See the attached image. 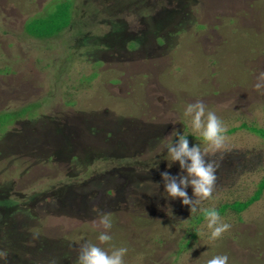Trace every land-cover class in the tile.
<instances>
[{
	"label": "rangeland",
	"instance_id": "374dc122",
	"mask_svg": "<svg viewBox=\"0 0 264 264\" xmlns=\"http://www.w3.org/2000/svg\"><path fill=\"white\" fill-rule=\"evenodd\" d=\"M261 70L264 0H0V264H77L85 242L126 247L125 264H264V193L221 216V238L204 220L191 240L196 214L161 178L181 173L172 132L201 138L184 112L202 101L239 130L207 156L215 191L258 190L264 140L240 127L264 129ZM219 203L215 192L201 206Z\"/></svg>",
	"mask_w": 264,
	"mask_h": 264
},
{
	"label": "clouds",
	"instance_id": "9594fccd",
	"mask_svg": "<svg viewBox=\"0 0 264 264\" xmlns=\"http://www.w3.org/2000/svg\"><path fill=\"white\" fill-rule=\"evenodd\" d=\"M254 89L257 91L264 89V70L259 71ZM184 115L191 118L192 131L202 137L207 147L203 150L199 144L190 147L185 134L180 135L177 131H173L171 135L176 137L175 143L168 146L167 152L172 162L179 163L181 173L172 176L165 171L161 173V178L167 196L171 199H180L182 204L190 209L191 214L202 213L206 228L210 232V239L217 240L228 232L232 225L225 222L214 207L204 208L201 205L203 201L213 197L217 181L216 172L219 168V164L215 160L208 159L207 156L209 152H217L224 147L227 127L215 112L207 109L202 101L189 103ZM189 187L193 190L194 198L189 197L187 193ZM94 223L104 229L98 237L100 244L110 242L112 237L108 232L113 226L111 214L102 213ZM127 252L126 247H113L109 252L96 244L85 242L80 248L77 264H125L124 257ZM7 256L6 251H0V258L5 262ZM228 261L227 254L216 255L209 259L207 264H228ZM51 264H56V261L52 260Z\"/></svg>",
	"mask_w": 264,
	"mask_h": 264
},
{
	"label": "trees",
	"instance_id": "16d2710c",
	"mask_svg": "<svg viewBox=\"0 0 264 264\" xmlns=\"http://www.w3.org/2000/svg\"><path fill=\"white\" fill-rule=\"evenodd\" d=\"M240 128L241 129H247L250 131L249 133L257 136V138L259 137L262 140H264V129H258V130H257V128L249 129L246 125H241ZM237 131H239L238 128L229 129V130H227L226 135H228V136L232 135V134L236 133ZM187 139L191 140V141H197V140L202 141L203 140L202 137L200 138L202 140H200V139H197L194 134H190V133L188 134ZM194 139H197V140H194ZM62 153H63V151H62ZM258 184H257L258 190H255L252 193V195H251L252 197L250 196L251 198L248 197L245 200H242L241 198H237V200L236 199L233 200V199L229 198V196H228V194H230V191H228L229 189H227V188L222 189L221 186L219 188L217 187V190L215 192L221 195L223 203H219L215 209L219 212L220 216L232 214V215L239 217L244 212H246L251 206H253L255 203H257L261 200L262 195L264 193V174L261 177V179L259 180ZM227 186H229V188H230L231 185L227 184ZM69 187L70 186H66L65 188H69ZM117 191L118 190H116V191L115 190L114 191L113 190H107L105 192V195L108 197L115 196V194H117ZM215 192L213 193V195L215 194ZM195 214L196 215L191 219V222H190L192 229H191V231L188 232L191 240L196 239V237L198 235L197 227L205 220L202 213L198 212ZM189 244H190V241H187L185 246H183L182 248L186 249Z\"/></svg>",
	"mask_w": 264,
	"mask_h": 264
}]
</instances>
